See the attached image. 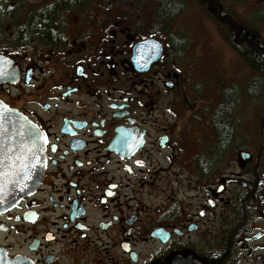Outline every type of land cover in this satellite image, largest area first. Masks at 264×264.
<instances>
[{
	"label": "flooded vegetation",
	"instance_id": "flooded-vegetation-1",
	"mask_svg": "<svg viewBox=\"0 0 264 264\" xmlns=\"http://www.w3.org/2000/svg\"><path fill=\"white\" fill-rule=\"evenodd\" d=\"M183 5L0 1V101L40 128L45 162L0 211V264H264V180L220 174L232 132L188 113L193 57L168 40ZM148 39L159 55L135 51Z\"/></svg>",
	"mask_w": 264,
	"mask_h": 264
},
{
	"label": "rangeland",
	"instance_id": "rangeland-1",
	"mask_svg": "<svg viewBox=\"0 0 264 264\" xmlns=\"http://www.w3.org/2000/svg\"><path fill=\"white\" fill-rule=\"evenodd\" d=\"M12 1L20 4L42 0ZM181 2L184 4L181 8L182 15L176 21L177 27L169 34L168 40L169 50L173 42L181 41L188 57L195 59L191 58L193 63L190 76L192 84L194 82L195 89L199 91L195 94L198 105L188 113L198 114L201 110L203 114L215 115L217 112L218 125H224L232 132L230 158L228 161L229 155L221 154L220 161H225L226 164L221 163L220 174H242L244 180H252V184L258 179L264 180V86L261 90H253L256 84H264V73L254 71L234 49L232 33L239 28L241 22L238 26L232 25L236 22L228 21L226 15L227 10L234 12L236 17L243 19L264 39V0H221V4L227 9L223 12L217 7L218 2L215 0H202L201 4L194 0ZM227 22L229 23L226 24ZM254 77H257L256 83L250 86ZM230 90H233L235 98L239 95L241 99L236 114L238 126L233 124L234 129L230 126L231 115H228L232 113L234 106L226 93ZM203 125L206 123H200L197 128ZM241 152H249L253 157L244 169L238 162Z\"/></svg>",
	"mask_w": 264,
	"mask_h": 264
},
{
	"label": "water",
	"instance_id": "water-1",
	"mask_svg": "<svg viewBox=\"0 0 264 264\" xmlns=\"http://www.w3.org/2000/svg\"><path fill=\"white\" fill-rule=\"evenodd\" d=\"M163 50L162 44L160 41L156 39H148L142 42H139L135 46V51L138 52H148V53H161ZM151 56L146 55L144 53H137L135 59L141 62H149L151 60ZM10 65L9 60L7 58L0 57V66L7 67ZM2 102V101H0ZM3 103V102H2ZM4 104V103H3ZM6 105V104H4ZM7 106V105H6ZM7 109H10L7 106ZM34 124L28 119L23 118L19 113L15 112L11 109L10 112L6 113V121L5 127L7 128V135L12 138V143L16 148V152L20 153L21 148L23 147H32V137L27 135V130L30 129ZM19 133H24L23 135ZM7 144L8 141H5ZM43 150L44 145L41 140L35 143V147L32 151L28 152L27 155L29 159L26 161L30 166L35 165V167L30 168V174L32 176L31 179H23V183L17 185L15 183H6L5 190L0 193V196L3 197V203H0V211L4 210L7 206L15 203L16 201L21 200L23 197L30 195L33 193L39 183L41 182L42 176L44 174L45 162L43 158ZM35 156V159H32V156ZM251 158L250 153H242L241 161L242 163H247ZM23 178V174L21 173V177ZM13 180L17 179V177H12ZM23 188V191L21 190Z\"/></svg>",
	"mask_w": 264,
	"mask_h": 264
},
{
	"label": "trees",
	"instance_id": "trees-1",
	"mask_svg": "<svg viewBox=\"0 0 264 264\" xmlns=\"http://www.w3.org/2000/svg\"><path fill=\"white\" fill-rule=\"evenodd\" d=\"M139 1L159 3L160 6L158 7V10L166 11V6L165 7L163 6L164 1H160V0H139ZM215 1L218 2L217 7H219V9H221L222 12L224 10H227L225 6L221 4V0H215ZM180 12H181V9L178 10V13ZM177 15H178L177 13H173L171 17L173 18V17H176ZM226 15L228 16V21L236 22V23H232V25L238 26L239 22H241L240 26H238L239 31H237L238 29H236V31L234 30V32L232 33V40L230 39L232 42V45L234 46V49L240 54V56L245 60V62L254 71L264 73V39L256 31H254L243 19L241 20L238 17H236L235 16L236 14L234 12L231 13L227 10ZM222 20L224 21L225 18H223ZM228 23L229 22H227L226 24ZM175 44L179 47V49L180 47L181 48L185 47V46H182L178 41H176ZM256 78L257 77H254L252 79L253 81L252 80L250 81V84H249L250 86L255 85L256 80H257ZM263 86L264 84H256L253 87L254 92H255V88L258 90H261ZM229 92H231L232 94L230 95ZM226 93L228 97L230 98V100L233 101V105H234L233 108L231 109L232 113L228 114V115H231L230 126L232 127L233 124L238 126L236 114L238 113L237 108L241 104L240 96L236 95L237 98H235L233 90L226 91ZM253 95H255V93ZM216 113L217 112H215V114ZM234 116L235 118H233ZM222 129L223 128L220 127L219 141H220L221 146L224 143V141H227L228 139L231 140V137L228 136V134H226L225 131ZM221 154H222V151H220V155Z\"/></svg>",
	"mask_w": 264,
	"mask_h": 264
},
{
	"label": "snow or ice",
	"instance_id": "snow-or-ice-1",
	"mask_svg": "<svg viewBox=\"0 0 264 264\" xmlns=\"http://www.w3.org/2000/svg\"><path fill=\"white\" fill-rule=\"evenodd\" d=\"M0 76H3V72H0ZM10 111L11 109H7V106L0 102V193L5 190L6 183L20 185L23 183V179L32 178L30 168L35 167V165L30 166L26 163L29 159L27 153L32 151L35 143L41 140L42 137L40 128L35 125L32 126L27 130V135L33 138L32 147H23L20 153H17L14 144L11 142L12 138L7 135L8 130L5 127L6 113ZM19 134L23 135L24 133ZM5 141H8V143L6 144ZM44 142H47L46 137H44ZM31 158L35 159V156L33 155ZM137 163H140V161H137ZM21 173L23 178H20ZM12 177H17V179L13 180ZM21 190L23 191V188ZM0 203H3L2 196H0ZM49 238L51 239V236ZM0 259H3V257L0 256Z\"/></svg>",
	"mask_w": 264,
	"mask_h": 264
},
{
	"label": "bare ground",
	"instance_id": "bare-ground-1",
	"mask_svg": "<svg viewBox=\"0 0 264 264\" xmlns=\"http://www.w3.org/2000/svg\"><path fill=\"white\" fill-rule=\"evenodd\" d=\"M252 155V154H251Z\"/></svg>",
	"mask_w": 264,
	"mask_h": 264
}]
</instances>
